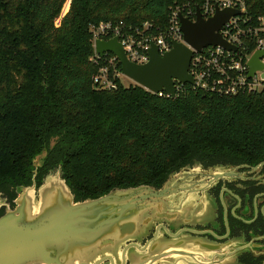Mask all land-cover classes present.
Returning <instances> with one entry per match:
<instances>
[{"label":"trees","instance_id":"1","mask_svg":"<svg viewBox=\"0 0 264 264\" xmlns=\"http://www.w3.org/2000/svg\"><path fill=\"white\" fill-rule=\"evenodd\" d=\"M245 1L248 15L264 14V0ZM188 4L199 0H0V193L8 202L58 168L83 202L158 188L194 161H264V91L224 96L186 84L161 98L136 84L113 92L92 84V25L162 28Z\"/></svg>","mask_w":264,"mask_h":264},{"label":"water","instance_id":"2","mask_svg":"<svg viewBox=\"0 0 264 264\" xmlns=\"http://www.w3.org/2000/svg\"><path fill=\"white\" fill-rule=\"evenodd\" d=\"M237 15L238 10L216 7L212 17L204 20L196 6L195 20L191 22L179 13L177 19L185 44L173 42L172 48L161 56L152 44L148 51L149 60L144 65L134 64L126 58L117 37L106 42L96 40L95 52L100 56L104 53L114 55L120 63L122 75L145 91L166 93L175 98V82L194 84L188 72L192 51L200 52L213 46L228 52L236 51V47L229 45L219 31ZM262 57L263 54L255 52L248 61L250 77L261 70L259 60ZM169 185V181L164 182L159 191L143 185L117 188L100 198L75 202L58 168L45 176L38 188L34 182L29 187L16 188L13 210L8 209L5 198H0L3 200L0 206L5 208L0 216V264H87L76 263L82 250L87 251L86 248L101 241L119 222L128 220L126 214L141 209L146 203L150 207L158 202L159 205L164 203ZM129 225L125 226L128 230L133 228Z\"/></svg>","mask_w":264,"mask_h":264},{"label":"flooded vegetation","instance_id":"3","mask_svg":"<svg viewBox=\"0 0 264 264\" xmlns=\"http://www.w3.org/2000/svg\"><path fill=\"white\" fill-rule=\"evenodd\" d=\"M173 174L164 203L126 214L76 263L264 264V161H194Z\"/></svg>","mask_w":264,"mask_h":264},{"label":"built area","instance_id":"4","mask_svg":"<svg viewBox=\"0 0 264 264\" xmlns=\"http://www.w3.org/2000/svg\"><path fill=\"white\" fill-rule=\"evenodd\" d=\"M196 6L204 20L212 17L216 7L220 10H238L239 15L231 17L219 31L229 45L236 47L235 52L225 51L218 46L207 47L200 52L192 51L193 57L188 71L194 80L192 88L224 96L264 91V14L257 17L248 15L245 0H199L194 8L189 4L178 6L170 11L167 25L162 28L154 27L149 22L138 27L128 26L122 21L92 25L89 32L93 51L89 62L97 67L91 79L95 89L113 92L121 84V77H124L120 63L114 55L104 53L100 56L95 52L96 40L106 42L117 37L126 58L134 64L144 65L149 60L148 51L152 44L157 47L160 56L172 48L173 42L185 44L177 16L181 13L194 22ZM250 48L251 51L247 52ZM255 52L263 54L259 60L262 68L250 77L248 61ZM182 86L178 82L174 83L176 97L181 93ZM155 95L161 98L170 97L166 93Z\"/></svg>","mask_w":264,"mask_h":264},{"label":"rangeland","instance_id":"5","mask_svg":"<svg viewBox=\"0 0 264 264\" xmlns=\"http://www.w3.org/2000/svg\"><path fill=\"white\" fill-rule=\"evenodd\" d=\"M120 82H121V84L123 85V86H125V87H127V86H130V84H134L131 80H129L128 78H126L125 76L124 77H121V79H120ZM41 161H40V157H38V158H36L35 159V164L36 165H38L39 163H40ZM36 191V190H35ZM35 194H36V192H35ZM0 198L2 199V198H5L6 200H5V202L4 203H6L7 205H8V209L9 210H13L14 209V203L12 204L11 202H8V199H7V197H5L2 193H0ZM0 199V201L2 202L3 200H1ZM13 202H14V200H13ZM0 209H2V214L1 215H3L4 214V207L2 208V206H0ZM0 215V216H1Z\"/></svg>","mask_w":264,"mask_h":264}]
</instances>
